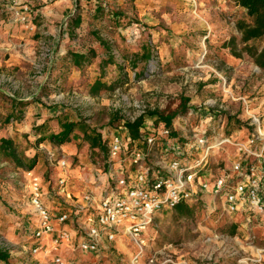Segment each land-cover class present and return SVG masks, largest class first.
<instances>
[{
    "label": "rangeland",
    "instance_id": "obj_1",
    "mask_svg": "<svg viewBox=\"0 0 264 264\" xmlns=\"http://www.w3.org/2000/svg\"><path fill=\"white\" fill-rule=\"evenodd\" d=\"M100 1L107 10L122 13L120 27L110 26L109 16L98 21L91 17L95 0H0V137H15L26 157L41 159L44 178L51 180L58 172L56 163L46 161L47 150L56 160L69 158L73 169L103 168L100 153L78 146V133L66 144L73 152L68 148L63 152L55 143H44L48 149L35 143V126L61 112L79 116L105 137L122 121L142 114L148 119L152 111L172 114L187 100L186 107L202 113L203 124L215 122L209 114H221L226 133L244 137L253 133V119L264 131V72L245 48L260 50L264 38L241 41L236 23L246 17L233 0ZM23 7L28 18L19 22L15 12ZM74 15L80 16L81 25L73 30L66 23ZM94 32L112 44L119 63L121 55L143 47L151 49V59L135 71L127 67L125 83L118 85L112 83L116 77L112 69L100 77L99 57L80 70L67 68L69 52L102 53L91 36ZM97 78L106 88L94 93L90 86ZM5 98L27 104L19 119L2 126L11 111ZM198 121L183 116L174 124L187 136L192 132L188 125ZM201 131L210 138L205 127ZM232 161L233 149L223 147L213 150L209 166L216 174ZM28 193L25 171L0 161V246L10 254L8 264L48 261L43 252H31L36 243L28 238L34 219ZM207 201H199L188 216L175 210L159 215L147 233L141 264H264V220L242 227L240 217L222 215L219 204L213 212ZM23 222L25 231L19 229ZM231 225L237 227L235 235L229 234ZM132 254L128 240H118L99 254H76V260L133 264Z\"/></svg>",
    "mask_w": 264,
    "mask_h": 264
},
{
    "label": "built area",
    "instance_id": "obj_2",
    "mask_svg": "<svg viewBox=\"0 0 264 264\" xmlns=\"http://www.w3.org/2000/svg\"><path fill=\"white\" fill-rule=\"evenodd\" d=\"M26 11L27 7L16 11V20L25 22ZM253 124L256 129L245 137L235 132L225 136L223 126L211 131L210 138L194 130L185 138L186 151L164 126L144 123L138 141L126 132L118 135L125 130L118 127L107 135V170L95 169L97 176L106 178L99 177V183H109L105 192L99 199L85 194V207L61 208L54 216L44 202V180L33 170L25 171L34 212L28 236L36 243L32 254L43 252L47 264H78L76 254H99L118 240H128L133 264H141L154 220L195 200L208 199L213 212L219 204L222 215L240 217L242 227L264 220V132L258 119ZM223 147L233 149V161L215 174L210 157ZM47 160L60 169L67 167L52 151H47ZM56 186L64 188L65 178L59 177Z\"/></svg>",
    "mask_w": 264,
    "mask_h": 264
},
{
    "label": "trees",
    "instance_id": "obj_3",
    "mask_svg": "<svg viewBox=\"0 0 264 264\" xmlns=\"http://www.w3.org/2000/svg\"><path fill=\"white\" fill-rule=\"evenodd\" d=\"M95 7L92 12H90L91 17L95 20H102L103 17H110V26L114 28L120 27V18L123 17L122 13L107 10L104 7L100 0H95ZM133 2L134 0H127ZM234 6L245 12L246 19L237 21L236 28L241 34V41L246 44L249 41L258 40L264 38V0H233ZM92 13V14H91ZM67 27L72 28L73 30L79 28L81 25V18L79 15H74L70 17L66 23ZM92 38L98 45V48L101 49V54L97 53L94 50H88L85 53L81 52H69L65 55L67 57L64 62L66 67L74 66L79 70L86 65H90L92 59L99 57V74L100 77H105L107 73L106 70L112 69L111 71L115 74V79L112 81L113 84H122L125 83L126 75L123 71L126 68L135 71L136 67L139 64H147L151 59V49L148 47H143L140 52L137 53H125L121 55L122 63H119L115 59V56L112 53V44L108 41H105L99 37L98 32L91 33ZM249 51L254 64L264 72V45L258 49H252L251 47H245ZM108 69V70H109ZM106 88L105 84L100 82V79H96L93 84L90 86V90L94 93H97L100 89ZM6 106L10 108V113L6 114L2 119V126H6L9 122H15L21 116L22 108L27 104L26 102L17 101L15 99H7ZM184 104L172 114L161 115L157 111H152L147 113V118L142 114L139 117L135 118L133 121L125 120L121 122L119 127H123L128 138L132 141H138L141 139L140 129L146 122H151L153 125L164 126L170 130V138L176 139V143L181 144V141L178 140V135L176 131L172 128V124L177 118H182L183 116H189L192 120H203L202 113H199L195 110L189 109L186 107L187 100L183 101ZM225 115V114H224ZM209 118L214 119L215 122H209L203 124L205 127V133H210L211 131H218L223 125V120L225 122V116L209 114ZM71 117H73L71 119ZM35 122H38L40 117L36 118ZM196 123V125H199ZM53 122L56 124V129H53ZM226 123L229 124L230 121L227 118ZM226 127V126H225ZM223 128V134L225 136L231 135V133H226L227 129ZM110 131V132H109ZM106 131V134H109L115 130ZM78 133L81 137V145L85 146L89 151L95 152L96 154L100 153L103 159V169L107 170L108 168V148H107V136H103L101 132L90 127L85 120L81 119L79 116H75L69 113L61 112L59 115L47 117L39 125L35 126V143L37 145L43 143H49L53 145L54 143L59 146H64L71 142L73 134ZM76 138H79L76 136ZM158 146H162L159 143ZM24 150H21V147L17 144L15 137H0V161L9 162L10 165L20 168L24 171L34 170L38 157L34 155L32 158H28L23 153ZM199 201H190L187 203H181L174 207L175 210L181 216H188L191 214L192 208L199 205ZM155 221V220H154ZM154 224V222H153ZM230 235H235L236 225L230 226ZM10 261L9 252L0 246V264H8Z\"/></svg>",
    "mask_w": 264,
    "mask_h": 264
},
{
    "label": "crops",
    "instance_id": "obj_4",
    "mask_svg": "<svg viewBox=\"0 0 264 264\" xmlns=\"http://www.w3.org/2000/svg\"><path fill=\"white\" fill-rule=\"evenodd\" d=\"M173 126H175L174 128L178 135V140H180L182 144L181 146L182 147L184 146L182 149L186 151L187 149L186 143H188L189 141L188 140L187 142L185 141V138H187V136L185 135V132H182L181 131L182 129L179 127H176L174 123H173ZM203 127L204 125L202 124V121H199V125L198 124L195 126L188 125V128L192 131L194 130L196 131L197 129L201 130L203 129ZM120 132H123L122 135L125 134V130H120ZM43 144H40V145H42L46 149L49 148V146L47 147V145H43ZM59 148L63 152H65L67 148L69 149V152H73V149L68 145L60 146ZM47 151L50 152V150H47ZM182 152H180V154H182ZM63 156L64 155H62V157ZM45 159L47 162H49L47 160V155ZM40 161L41 159L38 158V162L33 171L39 174L40 177L44 180V183H45L43 186L44 193H45L44 202L46 206L51 210V213L53 216L56 215V213L59 212L61 208L73 209L74 207H85L86 203L83 200V196L85 194H90V196L95 197V199L96 198L99 199L101 197V194H103L105 192V189L108 187L109 183H105V182L99 183L98 178L99 177L105 178V177H102L99 175L97 176L96 172H92L90 171V169H88L89 171L88 172L86 170L81 171L82 170L81 168H74V169L71 168V166L69 165V162H70L69 158L66 159L67 167L65 169H60L58 166L57 167L55 166V168L58 170L57 174H55L56 176L51 180H49V178L46 179L44 178V175L42 173L44 170L42 169L43 163ZM59 177L65 178V186L62 189L56 186ZM49 189H50V192H47ZM31 223L32 224L34 223V219H32ZM26 228H27L26 223L23 222V224H21V227L19 229L25 231Z\"/></svg>",
    "mask_w": 264,
    "mask_h": 264
},
{
    "label": "bare ground",
    "instance_id": "obj_5",
    "mask_svg": "<svg viewBox=\"0 0 264 264\" xmlns=\"http://www.w3.org/2000/svg\"><path fill=\"white\" fill-rule=\"evenodd\" d=\"M262 132H264L263 130H261Z\"/></svg>",
    "mask_w": 264,
    "mask_h": 264
}]
</instances>
